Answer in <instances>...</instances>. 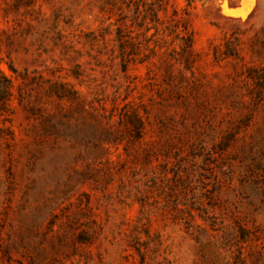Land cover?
I'll use <instances>...</instances> for the list:
<instances>
[{"label":"rangeland","instance_id":"obj_1","mask_svg":"<svg viewBox=\"0 0 264 264\" xmlns=\"http://www.w3.org/2000/svg\"><path fill=\"white\" fill-rule=\"evenodd\" d=\"M0 264H264V0H0Z\"/></svg>","mask_w":264,"mask_h":264}]
</instances>
